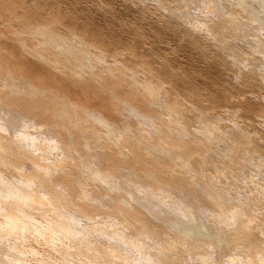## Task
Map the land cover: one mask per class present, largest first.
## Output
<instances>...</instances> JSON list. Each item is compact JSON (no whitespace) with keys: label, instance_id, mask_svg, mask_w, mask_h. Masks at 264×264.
I'll list each match as a JSON object with an SVG mask.
<instances>
[{"label":"clouds","instance_id":"obj_1","mask_svg":"<svg viewBox=\"0 0 264 264\" xmlns=\"http://www.w3.org/2000/svg\"><path fill=\"white\" fill-rule=\"evenodd\" d=\"M192 224L264 264V0H0V264H182Z\"/></svg>","mask_w":264,"mask_h":264},{"label":"bare ground","instance_id":"obj_2","mask_svg":"<svg viewBox=\"0 0 264 264\" xmlns=\"http://www.w3.org/2000/svg\"><path fill=\"white\" fill-rule=\"evenodd\" d=\"M110 227L117 230V232H122L121 221L115 218L108 222ZM190 235L182 238L181 242L177 245V251L179 252V259L182 264H204L203 258L207 255V249L203 247L204 244L210 243L209 238L203 237L195 224L189 225ZM106 237L111 238L112 232H105ZM175 243V239L172 241ZM34 254H39L38 249H33ZM74 259V258H73Z\"/></svg>","mask_w":264,"mask_h":264}]
</instances>
